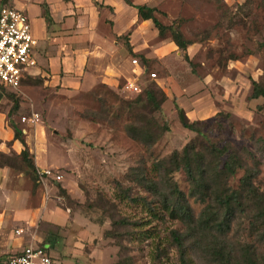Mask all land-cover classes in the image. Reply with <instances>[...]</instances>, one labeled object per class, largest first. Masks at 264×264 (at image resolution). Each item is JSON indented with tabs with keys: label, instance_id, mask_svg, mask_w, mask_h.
<instances>
[{
	"label": "rangeland",
	"instance_id": "rangeland-1",
	"mask_svg": "<svg viewBox=\"0 0 264 264\" xmlns=\"http://www.w3.org/2000/svg\"><path fill=\"white\" fill-rule=\"evenodd\" d=\"M37 1L0 0V6L36 5ZM132 2L156 8L158 20L179 29L191 43L190 63L178 49L182 63H170L172 69L179 75L188 71L194 81L187 83L191 87L208 79L215 97L221 101L227 93L230 100L221 102L213 118L197 122V132L184 128L176 100L163 99L165 71L156 60L144 63L132 55L127 31L117 38L100 29L96 36L88 33L84 38L85 48H103L104 56L96 66L122 68L123 59L130 65L114 87L99 84L60 91L46 86L39 76H31L19 91L0 87V118L5 127L0 133V222L13 221L6 234L26 239L16 250L0 248V262L31 244L56 247L71 234L73 239L83 238L106 249L107 264H180L171 234L184 233L186 228L140 182L153 178L165 186L170 179L187 194L184 172L167 177L157 172V165L192 143L204 154L213 146L235 153L237 174L229 185L235 189L251 174L253 186L264 197V102L249 98L252 82L264 84V0ZM33 7L28 10L31 16L36 14ZM166 36L164 40H171L169 31ZM94 38L100 43L93 44ZM161 41L158 36L152 43ZM140 64L143 69L146 64L147 72ZM179 78L186 83L185 76ZM129 83L140 91L134 92ZM149 93L159 110L146 102ZM16 103L19 108L14 110ZM25 117L36 120L23 121ZM12 126L22 131L35 172L27 166L22 156L25 147L15 139ZM209 160L204 163L208 165ZM47 170L53 175L41 177L39 173ZM58 175L62 176L59 181ZM190 203L198 216L204 205L194 199ZM245 208L237 213L230 237L231 248L237 251L233 259L241 264L245 246L256 248L257 257L264 259V242L253 219L256 212ZM32 211L36 214L30 217ZM45 211L55 213L57 219L50 221ZM18 212L29 214L18 222ZM114 221L122 223L118 226ZM193 246L188 256L192 264H219L205 246Z\"/></svg>",
	"mask_w": 264,
	"mask_h": 264
},
{
	"label": "crops",
	"instance_id": "crops-1",
	"mask_svg": "<svg viewBox=\"0 0 264 264\" xmlns=\"http://www.w3.org/2000/svg\"><path fill=\"white\" fill-rule=\"evenodd\" d=\"M37 2L39 3L36 5L24 3L18 7L15 6L27 13L37 39L35 48L37 66L28 77L39 76L46 86L60 91L90 89L99 84L114 87L121 75L125 76L130 66L127 64L128 61L122 57V68L110 64L104 68L97 67L95 63L100 62L104 56L103 48H85L84 38L88 33L96 36L98 29L108 32L110 34L108 37L114 35L117 38L126 35L124 32L127 31L130 34L131 54L144 60V63L156 60L165 71L161 81L166 96L176 100V105L184 111L190 122H203L213 118L220 112L221 102L230 100L227 93L221 101L215 97L211 92L208 79L195 82L196 86L193 87L187 84L194 83L188 71L179 75L180 73L174 71L172 65L170 66V63H182L178 47L172 40H162L153 45L152 42L159 36L154 23L151 20H142L138 11L128 6L123 0H96L99 7L93 0H38ZM31 6L36 8L35 16L28 13ZM46 17H49L51 21L48 22ZM95 43H100V40L94 38L93 44ZM97 45L101 46V44ZM140 68L143 69V65L140 64ZM145 69H147L146 64L142 71L147 72ZM181 76L186 77V83L181 82L179 78ZM3 129L5 130V127L0 118V133ZM28 214L18 212L16 214L18 222H21V219ZM35 214L36 212L32 211L29 216ZM46 214L50 221L54 222L57 219L55 213L49 215L45 211ZM11 222L7 224L5 221L0 222V248L2 249L16 250L26 240L13 239V235L6 234L7 226L14 225L13 221ZM82 240L83 238L73 239L70 234L68 239L62 237L56 247L55 244L43 242L35 245L45 247L57 264H107V256L104 253L107 252L106 249ZM17 254L0 264H8L9 260Z\"/></svg>",
	"mask_w": 264,
	"mask_h": 264
},
{
	"label": "trees",
	"instance_id": "trees-1",
	"mask_svg": "<svg viewBox=\"0 0 264 264\" xmlns=\"http://www.w3.org/2000/svg\"><path fill=\"white\" fill-rule=\"evenodd\" d=\"M4 2L7 0H3ZM95 5L99 7L96 0H93ZM128 6L135 8L142 20H151L158 30L159 38L166 39L167 32L171 34L172 42L184 53V59L190 63L187 50L191 45L182 32L174 27L164 26L156 17L158 10L148 6L135 5L132 0H123ZM100 8H102L100 6ZM48 22L51 21L46 17ZM141 61V60H140ZM31 77H27L25 81ZM23 82V83H24ZM253 91L249 97L251 100H263L264 102V84L252 82ZM0 87H3L0 85ZM4 88V87H3ZM163 99L166 98L165 93L162 92ZM146 102L159 110L160 106L153 98L152 93L146 94ZM143 102V100H142ZM163 102V100H162ZM264 106V103H263ZM19 108L18 103L14 105V110ZM179 118L184 128L197 132L198 123L190 122L183 110L178 108ZM15 132V139L22 143L25 150L22 156L27 161V166L36 171V167L32 160L28 158L29 150L26 146L25 140L22 137V131L17 127L12 126ZM233 155L235 153L224 151L215 146L211 147L207 154H204L195 144L185 146L182 152H174L166 161H161L157 165V172H164L167 177L177 172H184L188 183L189 190L185 194L181 191L178 185L172 180H166L165 186L151 178L146 181L142 179L140 182L146 191L150 192L156 199L161 201L165 212L172 217V219L180 222L186 231L181 233L179 231H172V240L179 252L180 264H192L189 261L190 250L192 246H205L212 254V258L218 261L219 264H234L231 258L237 254L231 248V231L232 224L237 216V213L243 212L246 208L255 210L256 221L259 238L264 242V197H262L258 190L253 186L252 175L248 174L241 180L240 186L232 188L229 181L237 174V165ZM207 157L210 158L208 165L205 162ZM225 161L222 164V159ZM213 165L214 169H206ZM221 166V167H220ZM190 199L204 205L203 210L198 216L191 206ZM257 202V204H255ZM152 211V210H150ZM122 221H114V225H121ZM128 225L127 222H124ZM254 226V225H253ZM252 226V230H256ZM111 233V232H110ZM107 233L108 235L110 234ZM193 246V247H194ZM255 249V250H254ZM245 246L242 254L243 264H264V259L257 257L256 248ZM235 260V259H233ZM235 264H241L235 260Z\"/></svg>",
	"mask_w": 264,
	"mask_h": 264
},
{
	"label": "built area",
	"instance_id": "built-area-1",
	"mask_svg": "<svg viewBox=\"0 0 264 264\" xmlns=\"http://www.w3.org/2000/svg\"><path fill=\"white\" fill-rule=\"evenodd\" d=\"M37 39L32 30L29 16L23 10L12 6H0V85L11 91H19L24 80L37 66L35 48ZM137 64V60H133ZM156 78V74L150 75ZM134 92L139 88L128 84ZM36 119L26 117L23 121ZM41 177L52 176L50 170L39 173ZM55 178L59 181L62 176ZM18 230L17 234H22ZM8 264H57L45 247L29 245L9 260Z\"/></svg>",
	"mask_w": 264,
	"mask_h": 264
}]
</instances>
